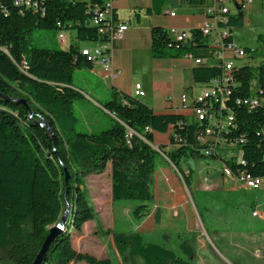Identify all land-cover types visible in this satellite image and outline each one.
Instances as JSON below:
<instances>
[{
	"label": "trees",
	"instance_id": "1",
	"mask_svg": "<svg viewBox=\"0 0 264 264\" xmlns=\"http://www.w3.org/2000/svg\"><path fill=\"white\" fill-rule=\"evenodd\" d=\"M106 1L36 0L35 10H26L17 7L14 0H0V260L35 262L50 228L65 212L68 189L71 211L67 224L42 264H111L73 246L74 235L86 220L84 211L90 206L85 179L103 174L108 166L113 200L132 203V215L139 220L151 214L152 180L164 160L173 164L189 189L194 169L185 171L181 163L202 157L219 158L225 179L232 180V173L228 177L226 170L235 175L250 174L262 178L257 191L264 189V57L256 65L236 66L226 85L227 97L213 104L212 111L225 119L226 125L217 134L220 141L211 155L208 142L203 141L208 122L190 121L192 112L179 107L158 113L127 95L99 103L113 116L110 127L95 132L79 129L75 103L85 96L76 89L74 74L92 69L95 63L76 42L102 39L100 29L108 25L107 19H99L98 25L95 19ZM163 5L157 0L147 13L160 15ZM244 15L230 16L222 25L227 29L225 45L234 42L233 30L244 25ZM112 21L121 22L116 8ZM36 27L74 29L75 40L63 49L36 47L29 40ZM151 39L152 55L158 60L188 55L204 59L219 50L201 27L192 30L189 40L183 42L155 25ZM259 40L264 42V36ZM244 50L255 58L257 50ZM222 74L220 66L194 64L193 80L198 85L210 86ZM156 134L167 135V143L155 145ZM168 145L174 150L167 151ZM232 150L239 151L240 156H228ZM65 169L70 176L68 184ZM250 190H255L253 184ZM155 217L159 222L160 213ZM114 242L119 256L131 264L138 260L141 264H192L160 244L146 242L137 232L115 233ZM181 250L188 259L194 257L189 246L183 244Z\"/></svg>",
	"mask_w": 264,
	"mask_h": 264
},
{
	"label": "rangeland",
	"instance_id": "2",
	"mask_svg": "<svg viewBox=\"0 0 264 264\" xmlns=\"http://www.w3.org/2000/svg\"><path fill=\"white\" fill-rule=\"evenodd\" d=\"M263 16V11L254 13L257 20ZM249 19L248 14L243 28L235 30V41L242 47L239 39L243 38L250 49L257 50V53L254 59H242L238 65H256L264 57V42H260V35L249 24ZM60 32L59 29L36 27L29 40L36 47L63 49L66 47L59 41ZM64 32L68 43L75 40L76 30ZM76 45L94 51L97 42L78 41ZM97 66L99 63L94 64V68ZM86 71L81 69L74 74V84L84 90L80 92L85 96L75 103V111L80 119L79 129L95 132L110 127L113 116L90 96V91H93L92 77ZM84 81H88L90 89ZM183 87L182 80L170 77L165 80L166 93L179 94ZM166 143L167 135L156 134L155 145ZM166 149L174 150L169 145ZM227 153L228 156H240L237 150ZM222 165L219 158L206 157L182 162L183 170L194 169L189 189L173 164L161 161L152 180V211L150 216L142 220L133 217L132 203L113 200L110 167L101 175L89 176L85 179L84 189L89 195L90 206L84 211L86 220L82 230L74 235V248L110 261L111 264H131L119 256L114 235L118 232H137L146 242L160 244L192 264H264V218L253 216L255 209L264 213V189L247 191L235 181L225 179L222 176ZM157 212L160 213L159 222L155 217ZM183 244L193 250L192 259L182 253ZM0 264L12 263L1 259ZM137 264H141V261L138 260Z\"/></svg>",
	"mask_w": 264,
	"mask_h": 264
},
{
	"label": "crops",
	"instance_id": "3",
	"mask_svg": "<svg viewBox=\"0 0 264 264\" xmlns=\"http://www.w3.org/2000/svg\"><path fill=\"white\" fill-rule=\"evenodd\" d=\"M159 1L164 3L160 15L147 13L149 8L155 6L157 0H119L116 3L119 20L129 27L124 39L115 42L114 46V68L122 74L118 80L112 81L105 74L101 64L87 69L89 77H92L93 91H90V96L94 98L96 104L111 100L115 95L119 98L123 95L135 97V86L141 84L146 95L143 98H136L156 112L164 113L168 112L171 107H178L183 93L194 98L207 88L194 82L192 60L186 57L158 60L153 57L151 30L155 25H160L169 32L173 29L191 32L200 28L205 21L204 7L209 0H203L204 2L201 0ZM198 1L200 4L197 3ZM259 11L264 12V0H257L247 9L244 15V25L249 14V24L255 27L257 34L264 36V16L259 20L254 17V13ZM168 12L175 13V17H171ZM236 29L239 27L233 30L235 43L237 41L234 34ZM239 41L243 48H250L243 38ZM168 77L183 81L184 89L179 94L166 93L165 80ZM84 84L90 89L88 81H84ZM76 89L81 90L78 86ZM86 96L89 97L88 94ZM108 167L111 169V166ZM261 214L264 218V213Z\"/></svg>",
	"mask_w": 264,
	"mask_h": 264
},
{
	"label": "built area",
	"instance_id": "4",
	"mask_svg": "<svg viewBox=\"0 0 264 264\" xmlns=\"http://www.w3.org/2000/svg\"><path fill=\"white\" fill-rule=\"evenodd\" d=\"M119 0H107L104 10L100 12L95 19V24H99V19H107V26L100 29L101 40L97 42L94 51L81 48L84 55L88 56L94 63H99L103 66L105 74L109 76L112 81L120 78L122 72L114 68L113 53L115 42L124 39L129 27L125 23L113 24L112 14L116 3ZM257 0H209L205 5V21L201 26L203 34L211 40H214L219 47L216 52H210L204 59H195L191 55L186 58L193 61L195 65H217L223 70L220 78L214 79L210 86L194 98L187 93H183L179 100L178 107L185 111L192 112V118L195 122H208V128L203 136V141L208 142L207 152L211 155L212 150H215L220 141V136L217 135L225 129L226 120L216 117L212 111V106L215 102H223L227 97L226 85L229 82L232 70L238 66V61L246 59L249 54L243 47L238 46L235 42L231 44H224V38L227 36V29L225 25L229 21L230 16H238L245 14L247 9L253 5ZM17 7L26 10H35L36 0H14ZM26 10L21 13L25 14ZM171 17H175V13L168 12ZM61 31L59 34V41L64 47H68V37ZM170 34L179 41L186 42L191 37V32L179 31L173 29ZM250 58V57H249ZM145 91L141 84L135 86V97H145ZM218 104V103H216ZM203 105V106H202ZM178 108V109H179ZM229 119V118H228ZM192 120V121H193ZM230 122V121H229ZM228 169V168H223ZM232 173V181L239 183L244 189L250 190V184H262V178H257L250 174L235 175ZM263 190V189H262ZM253 214L262 217L259 209H255Z\"/></svg>",
	"mask_w": 264,
	"mask_h": 264
},
{
	"label": "water",
	"instance_id": "5",
	"mask_svg": "<svg viewBox=\"0 0 264 264\" xmlns=\"http://www.w3.org/2000/svg\"><path fill=\"white\" fill-rule=\"evenodd\" d=\"M1 98H3V96L0 94V99ZM44 126H46L49 129V131L51 132V134L54 135V132L49 125L45 124ZM65 172H66V184H68L70 176H69L67 169H65ZM67 195H68V189L66 190V194H65V203H66L65 212H64L60 222L57 225L50 228L49 235H48L45 243L43 244V247H42L40 253L38 254V256H37V258L33 264H42L43 263L46 255L50 249V246L53 244L55 239L62 233V231L64 230V228L67 224V219H68V216H69L70 211H71L70 204L67 200Z\"/></svg>",
	"mask_w": 264,
	"mask_h": 264
},
{
	"label": "bare ground",
	"instance_id": "6",
	"mask_svg": "<svg viewBox=\"0 0 264 264\" xmlns=\"http://www.w3.org/2000/svg\"><path fill=\"white\" fill-rule=\"evenodd\" d=\"M225 174L228 176V177H231V173L229 170H226L225 171ZM261 185L260 184H253V187L255 190H257Z\"/></svg>",
	"mask_w": 264,
	"mask_h": 264
}]
</instances>
